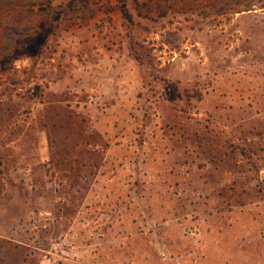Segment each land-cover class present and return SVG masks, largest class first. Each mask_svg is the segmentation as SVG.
I'll list each match as a JSON object with an SVG mask.
<instances>
[{"label": "rangeland", "instance_id": "374dc122", "mask_svg": "<svg viewBox=\"0 0 264 264\" xmlns=\"http://www.w3.org/2000/svg\"><path fill=\"white\" fill-rule=\"evenodd\" d=\"M211 2L0 0V264H264V9Z\"/></svg>", "mask_w": 264, "mask_h": 264}, {"label": "trees", "instance_id": "16d2710c", "mask_svg": "<svg viewBox=\"0 0 264 264\" xmlns=\"http://www.w3.org/2000/svg\"><path fill=\"white\" fill-rule=\"evenodd\" d=\"M214 2H211L209 4V9L213 10V14L215 16H222V15H235L237 13H242L244 11H251L255 9V7H259L264 9V0H240L236 3H230L223 5L221 2L213 0ZM2 24H0V27ZM32 24L25 23L22 20L16 18L14 19L13 23L8 24L6 27L8 30L11 31V34L13 36H24L25 34H28L29 30L32 28ZM14 39H11V41ZM18 82L16 80L11 81V84L16 85ZM39 88V87H38ZM16 91V87L15 90ZM29 91V90H27ZM16 95H20V93H16ZM181 98V95L179 94L178 90L176 88H168V100L169 101H177Z\"/></svg>", "mask_w": 264, "mask_h": 264}]
</instances>
